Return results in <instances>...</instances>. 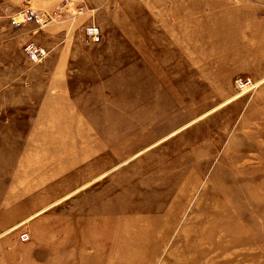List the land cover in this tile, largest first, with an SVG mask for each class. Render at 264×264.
<instances>
[{"label":"rangeland","instance_id":"1","mask_svg":"<svg viewBox=\"0 0 264 264\" xmlns=\"http://www.w3.org/2000/svg\"><path fill=\"white\" fill-rule=\"evenodd\" d=\"M22 6L0 0V264H264V0H101L35 41Z\"/></svg>","mask_w":264,"mask_h":264},{"label":"built area","instance_id":"2","mask_svg":"<svg viewBox=\"0 0 264 264\" xmlns=\"http://www.w3.org/2000/svg\"><path fill=\"white\" fill-rule=\"evenodd\" d=\"M65 7L66 4L62 1L51 12L43 13L32 9L28 3H26L23 8L9 18V25L15 29L22 28L28 24L45 26L54 20H59L60 12H62ZM77 14H81V8L77 9ZM83 35L85 42L97 43L101 39V30L98 25L90 23L84 27ZM21 51L23 56L33 64L41 62L47 56V51L32 41L24 43ZM233 86L234 89L240 93L250 92L255 88L254 82L248 77L236 78L233 82ZM19 238L21 242H26L28 241L29 236L27 233H22Z\"/></svg>","mask_w":264,"mask_h":264},{"label":"crops","instance_id":"3","mask_svg":"<svg viewBox=\"0 0 264 264\" xmlns=\"http://www.w3.org/2000/svg\"><path fill=\"white\" fill-rule=\"evenodd\" d=\"M22 1H23L24 5L26 3H28V5L34 10L45 11V12L52 11L54 8H56L63 1L66 4V7H65V9L62 10V12H60V18L61 17L64 18V20L61 22H64L66 19H70V17L73 16L72 15L73 12L77 13L78 8H81V14H82V16L78 17V19L82 18L84 20L85 19L86 20H88V19L93 20L94 14L101 12V0H22ZM260 7H261V5H260ZM90 20H88V22ZM31 26L34 27V29L31 32L32 33L31 35L33 36L34 41H35L34 35L37 31H39L40 28H38L32 24L26 25L27 28H32ZM24 27L25 26H23L22 28H19L18 30L23 31L26 28V27L25 28ZM262 33L264 36V29H263ZM263 81H264V79L259 81V83H262Z\"/></svg>","mask_w":264,"mask_h":264}]
</instances>
